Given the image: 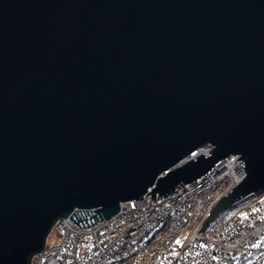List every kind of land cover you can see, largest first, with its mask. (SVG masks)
<instances>
[{
    "label": "water",
    "instance_id": "1",
    "mask_svg": "<svg viewBox=\"0 0 264 264\" xmlns=\"http://www.w3.org/2000/svg\"><path fill=\"white\" fill-rule=\"evenodd\" d=\"M236 155L198 232L264 191V0H0V264Z\"/></svg>",
    "mask_w": 264,
    "mask_h": 264
},
{
    "label": "built area",
    "instance_id": "2",
    "mask_svg": "<svg viewBox=\"0 0 264 264\" xmlns=\"http://www.w3.org/2000/svg\"><path fill=\"white\" fill-rule=\"evenodd\" d=\"M227 170H211L169 195L155 196V202L144 195L120 204L116 214L88 227L75 226L69 217L60 219L51 229L56 241L30 263L264 264L262 202L218 229L198 232L215 203L240 181ZM210 173L214 179L209 180Z\"/></svg>",
    "mask_w": 264,
    "mask_h": 264
},
{
    "label": "trees",
    "instance_id": "3",
    "mask_svg": "<svg viewBox=\"0 0 264 264\" xmlns=\"http://www.w3.org/2000/svg\"><path fill=\"white\" fill-rule=\"evenodd\" d=\"M261 198L262 200H264V191L253 197L248 198L247 200L235 205L234 207H230L229 209L222 211L216 217V219L210 222V224L207 226L206 228L207 232L220 228L222 225L227 223V221L234 219L237 215L244 212V210H247L251 205L262 201V200H259ZM50 232L52 233L51 230Z\"/></svg>",
    "mask_w": 264,
    "mask_h": 264
},
{
    "label": "bare ground",
    "instance_id": "4",
    "mask_svg": "<svg viewBox=\"0 0 264 264\" xmlns=\"http://www.w3.org/2000/svg\"><path fill=\"white\" fill-rule=\"evenodd\" d=\"M205 154L208 152V147L207 146H205ZM231 157V156H230ZM230 159H227L226 161H223V162H221L220 163V165H218V166H216V169H214V170H217V169H221V167L222 168H224V169H231L232 170V172H231V174H233L232 175V178H234V180L236 181V183L238 182V180H240L241 178H242V174H241V170L238 168V164H233L232 163V165H231V163H230V161H229ZM225 163L227 164V165H225ZM231 165V166H230ZM230 170V171H231ZM238 170V173H236L235 171H237ZM222 171V170H221ZM213 172V171H212ZM211 175V176H210ZM235 175H236V177H235ZM209 176H210V178H209V180H211L212 179V177H213V175H212V173H210L209 174ZM213 179H214V177H213ZM241 181V180H240ZM46 247V246H45Z\"/></svg>",
    "mask_w": 264,
    "mask_h": 264
},
{
    "label": "rangeland",
    "instance_id": "5",
    "mask_svg": "<svg viewBox=\"0 0 264 264\" xmlns=\"http://www.w3.org/2000/svg\"><path fill=\"white\" fill-rule=\"evenodd\" d=\"M204 149H205V148H204ZM204 149H202V150H204ZM204 151H205V150H204ZM232 157H236V158H238L239 156L236 155V156H232ZM236 158H235V159H236ZM235 159H234V161H230V162H231V165H232V163H233V164H238V163H239V164H238V168H239V169H242V163L239 162V161H236V162H235ZM236 160H237V159H236ZM225 161H226V160H225ZM231 165H230V166H231ZM227 171H228V170H227ZM229 171H230V170H229ZM229 171H228V172H229ZM241 174H242V175H241L242 177L245 176V173H244V171H242V170H241ZM241 179H242V178H241ZM241 179H240V180H241ZM231 182H232V181H231ZM239 182H240V181H239ZM239 182H238V183H239ZM238 183H237V184H238ZM230 189H231V188H230ZM230 189L228 188V189L226 190V193L224 194V196H226V194L229 193V190H230ZM262 192H263V191H262ZM259 200H262V198L259 199ZM260 202L264 203V200H262V201H260ZM251 206H252V205H251ZM251 206H250V207H251ZM228 209H229V208H228ZM226 210H227V209H226ZM224 211H225V210H224ZM221 212H222V211H221ZM56 239H57V237H56L55 233H54L53 231H52V233L49 232V235L47 236V239H46V241H45V242H46L45 245L49 246L50 244L54 243V242L56 241Z\"/></svg>",
    "mask_w": 264,
    "mask_h": 264
}]
</instances>
